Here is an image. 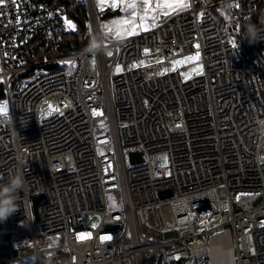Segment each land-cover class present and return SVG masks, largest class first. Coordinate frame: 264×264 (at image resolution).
<instances>
[{
  "label": "built area",
  "instance_id": "1",
  "mask_svg": "<svg viewBox=\"0 0 264 264\" xmlns=\"http://www.w3.org/2000/svg\"><path fill=\"white\" fill-rule=\"evenodd\" d=\"M80 1L91 44L46 58L71 32L66 5L0 6V184L24 177L18 210L0 221V264H214L216 239L233 264H264V0H189L119 40L95 0ZM225 16L242 22L243 43ZM196 52L202 75L170 70Z\"/></svg>",
  "mask_w": 264,
  "mask_h": 264
},
{
  "label": "crops",
  "instance_id": "2",
  "mask_svg": "<svg viewBox=\"0 0 264 264\" xmlns=\"http://www.w3.org/2000/svg\"><path fill=\"white\" fill-rule=\"evenodd\" d=\"M208 2H216L215 0H207ZM152 8L154 11H149L145 13L146 5L143 3V0H122L119 7H111L112 0H107V3L104 4L103 8L98 7V0H95V5L97 12L101 20V27L103 32L113 40L124 39L141 32L147 31L155 25L160 24L167 17L178 13L182 10H185L189 7V0H183L188 7L171 11L167 9L155 10L157 3H163V0H151ZM129 3H135L136 9L127 8ZM133 11H135V16H133ZM165 11H169V15H164ZM145 19H141L142 17ZM153 15L156 16V19L153 20ZM121 21H128V23H119ZM143 25L141 27L140 25ZM132 29H135L134 33Z\"/></svg>",
  "mask_w": 264,
  "mask_h": 264
},
{
  "label": "rangeland",
  "instance_id": "3",
  "mask_svg": "<svg viewBox=\"0 0 264 264\" xmlns=\"http://www.w3.org/2000/svg\"><path fill=\"white\" fill-rule=\"evenodd\" d=\"M219 12L225 14L224 10H222V12H221V10H219ZM225 17L228 21L227 29L229 30V32L236 37L241 36V35L244 36V31L242 29V22L239 20L233 21L230 18H228L227 16H225ZM68 22H69L68 23L69 27L71 28L73 26V24H71V21L69 19H68ZM189 57H192L194 59L189 60L188 59ZM154 64H155V67L157 68L158 73L160 75H163L166 71V68L164 67V65L160 64L159 62H155ZM170 70L171 71H179L185 80H190L192 78H195V77L202 75L204 72V67H203V63H202L199 52H196L190 56L177 59L175 62H173L172 68H170ZM118 72H119V68H116L115 73H118ZM0 107H5L7 110L6 100L0 103ZM4 112H6V111H0V113H4ZM53 113H54V111L52 110V111H49L47 113V115H51ZM126 156H127V162L130 165L131 163H130V160L128 158L129 157L128 152H126ZM159 164L162 167H165L168 173L170 172V161H169V157L167 155H163L159 158ZM117 199H118L117 196L114 194H111L108 197L109 205L114 210L120 209ZM138 218H139V224H140L141 228L144 229L146 224H147V222H146L147 215L145 214L144 211H139L138 212ZM100 223H101V217L95 216V218L91 222L90 226L92 228H98ZM61 245H62V241L58 240L54 245H52V247L56 248V247H59ZM248 246H249L250 251L253 252V241H252L251 237H249V239H248ZM45 264H50V263L46 262Z\"/></svg>",
  "mask_w": 264,
  "mask_h": 264
},
{
  "label": "trees",
  "instance_id": "4",
  "mask_svg": "<svg viewBox=\"0 0 264 264\" xmlns=\"http://www.w3.org/2000/svg\"><path fill=\"white\" fill-rule=\"evenodd\" d=\"M63 2L68 10V19L71 21L73 26L70 28L71 32L64 37L63 46L57 52H40V58L60 56L71 54L79 50L87 48L91 44L89 35V25H88V14L86 7L81 3L80 0H51ZM216 2L223 0H215ZM243 29V25H242ZM241 43L244 42V36H238ZM7 98L5 84L2 79H0V103L5 101Z\"/></svg>",
  "mask_w": 264,
  "mask_h": 264
},
{
  "label": "clouds",
  "instance_id": "5",
  "mask_svg": "<svg viewBox=\"0 0 264 264\" xmlns=\"http://www.w3.org/2000/svg\"><path fill=\"white\" fill-rule=\"evenodd\" d=\"M248 39L256 40V33L250 29ZM24 187V177L21 173L10 174L6 183L0 184V221H5L18 210L20 192Z\"/></svg>",
  "mask_w": 264,
  "mask_h": 264
},
{
  "label": "snow or ice",
  "instance_id": "6",
  "mask_svg": "<svg viewBox=\"0 0 264 264\" xmlns=\"http://www.w3.org/2000/svg\"><path fill=\"white\" fill-rule=\"evenodd\" d=\"M122 0H112L111 3V7H119L121 5ZM12 3H16V0H12ZM107 3V0H98V7L103 8L104 4ZM143 3L146 5L145 8V13L147 14V12L149 11H154V9L152 8V2L151 0H143ZM4 4V0H0V6H2ZM188 7V5L186 3L183 2V0H163V3H157L155 6V10H159L161 8L163 9H167V10H171V11H177L183 8ZM127 8L136 9V4L135 3H129L127 5ZM164 15H169L170 12L169 11H165L163 13ZM133 16H135V11H133ZM147 18L146 15L145 17H142L141 19H145ZM153 20L156 19V16L153 15L152 17ZM119 23H128V21H121ZM141 27H143V25H140ZM135 29H132V32L134 33ZM189 60H192L194 58L189 57ZM0 111H6L5 107H0Z\"/></svg>",
  "mask_w": 264,
  "mask_h": 264
},
{
  "label": "water",
  "instance_id": "7",
  "mask_svg": "<svg viewBox=\"0 0 264 264\" xmlns=\"http://www.w3.org/2000/svg\"><path fill=\"white\" fill-rule=\"evenodd\" d=\"M130 157H131V161L136 163V162H141L142 158H141V154L140 153H137V152H132L130 154ZM173 195V192L171 190L169 191H162L160 193V197L162 199H166V198H169ZM42 200V197H35L34 198V210H35V215H36V219L39 221L40 220V213H39V203L40 201ZM113 228L115 229H119V225H115L113 226ZM176 234L175 233H170L167 235V237H172V236H175ZM4 238H0V240H2Z\"/></svg>",
  "mask_w": 264,
  "mask_h": 264
},
{
  "label": "bare ground",
  "instance_id": "8",
  "mask_svg": "<svg viewBox=\"0 0 264 264\" xmlns=\"http://www.w3.org/2000/svg\"><path fill=\"white\" fill-rule=\"evenodd\" d=\"M220 239H216L211 248L214 264H233L232 258H228Z\"/></svg>",
  "mask_w": 264,
  "mask_h": 264
}]
</instances>
